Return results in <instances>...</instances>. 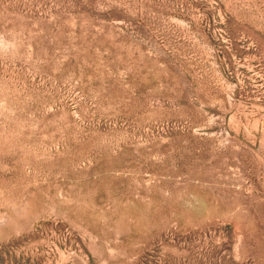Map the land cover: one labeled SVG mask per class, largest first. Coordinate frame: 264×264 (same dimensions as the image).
<instances>
[{
    "label": "rangeland",
    "instance_id": "1",
    "mask_svg": "<svg viewBox=\"0 0 264 264\" xmlns=\"http://www.w3.org/2000/svg\"><path fill=\"white\" fill-rule=\"evenodd\" d=\"M0 264H264V0H0Z\"/></svg>",
    "mask_w": 264,
    "mask_h": 264
}]
</instances>
